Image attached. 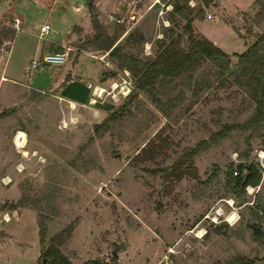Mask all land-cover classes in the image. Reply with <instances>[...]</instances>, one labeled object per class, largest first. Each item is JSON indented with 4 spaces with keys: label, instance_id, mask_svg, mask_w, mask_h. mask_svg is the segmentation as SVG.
I'll list each match as a JSON object with an SVG mask.
<instances>
[{
    "label": "rangeland",
    "instance_id": "1",
    "mask_svg": "<svg viewBox=\"0 0 264 264\" xmlns=\"http://www.w3.org/2000/svg\"><path fill=\"white\" fill-rule=\"evenodd\" d=\"M60 1L0 0V239L16 241L0 264H264V70L241 57L264 34V0H85L48 49L106 88L74 105L2 78L7 60V76L44 86L45 66L26 67ZM18 17L34 31L11 47ZM211 36L226 67L194 53L207 40L220 48ZM112 49L145 66H120ZM184 56L172 73L151 65ZM249 162L258 184L236 186Z\"/></svg>",
    "mask_w": 264,
    "mask_h": 264
},
{
    "label": "crops",
    "instance_id": "2",
    "mask_svg": "<svg viewBox=\"0 0 264 264\" xmlns=\"http://www.w3.org/2000/svg\"><path fill=\"white\" fill-rule=\"evenodd\" d=\"M84 1L85 0H61L60 2L62 4V6H60V9H61L60 14H57L54 16L53 15L54 10L49 11L48 17H50V18H52V20L56 21V26H52L51 23H49L50 24L49 31L54 29L55 33L52 35L46 36L47 37L46 42L41 41L45 37L44 35L46 33L44 35H41V33H42L41 26L44 23H41L38 25L39 29H38V32L36 33L37 38L34 42H32V44H34V45L30 46V50H31V52H33V58L32 59L39 57L40 55H42L46 51H50L48 49L50 48V46L52 44L61 43L63 40L67 39L68 34L70 33V31L72 30L74 25L81 18L80 12L82 10H81L79 5L82 4L84 7V3H85ZM227 1L228 0H223L224 5L227 3ZM253 1L254 0H252V2ZM88 3H89V1L87 2V4ZM17 20H18V22L16 25L18 27H17V30L15 32L13 39L11 40V47H12L14 41L17 42L19 36L23 35L22 34L23 31L30 32V33L34 31L33 27L35 24H31L25 18L18 17ZM207 20H205V21H207ZM204 25H206V24H204ZM36 26H35V28H37ZM49 31L47 33H49ZM206 31H207V29H206ZM207 35H208V33H207ZM211 39L216 43L217 46H219L221 49H223L220 46L219 41H216L214 39V37H212V36H211ZM20 42H23V43L25 42V35H24V38L20 39ZM11 47H10V50H11ZM224 51H226V50H224ZM9 53H10V51H9ZM8 56H9V54H8ZM6 63H7V60L5 62V68H4L3 77H2L3 79H9V80L13 81L14 83H18V84H21V85L27 86V87H32L34 89L52 90L55 94H58L59 97L66 98L68 101L71 100L72 102H76V103L86 101L91 94L92 86L97 85L94 81V77L91 75L92 69L91 70L88 69L89 71L87 70V71H83L80 73L79 67H81L83 64L81 65V64L77 63L75 65H70L68 63L67 59L61 64L44 65L45 68H42L41 70L47 69V73H48V75L43 80V81H45L44 86L33 85V83H32L33 79H31L30 74H28L29 79L27 82H24L22 80H18L16 78V76L11 75V74H10V76H7V73L9 72V70H12V68H9L8 65L6 66ZM41 66L42 65L33 66L32 61H31L30 67L28 64L26 69L31 70L32 68L34 69V68L41 67ZM83 67H85V66H83ZM30 70H29V73L31 72ZM10 72H12V74H13V71H10ZM37 78L35 76L33 82L34 81L40 82L37 80ZM87 94H89V95H87ZM14 242H16L14 239H10L7 241L4 238H2V240L0 239V248L3 245H7L10 243H14Z\"/></svg>",
    "mask_w": 264,
    "mask_h": 264
},
{
    "label": "trees",
    "instance_id": "3",
    "mask_svg": "<svg viewBox=\"0 0 264 264\" xmlns=\"http://www.w3.org/2000/svg\"><path fill=\"white\" fill-rule=\"evenodd\" d=\"M207 43L208 44H205V45L199 44L197 46L198 49L196 51H194L195 55L206 56L207 58L218 62L221 66L226 67L229 63L228 54L226 52H224L222 49L216 47L209 40H207ZM112 44H113V41L110 40V41L104 43L103 46L105 48L109 49V48H111ZM111 53L119 59V65L120 66L127 65L129 68L133 69L135 73L138 72V67L140 69L141 67L145 66V62H142L140 59H138L134 55L118 54L113 49L111 50ZM241 57L248 59V60H251V64L256 69L264 70V34L259 36L247 48V50L241 54ZM190 58H191V56H188V57L184 56V57H181L179 60L173 61L174 65H172V68L168 67L169 64H167L166 66L160 65V67H159L158 66L159 64L157 62H153L151 65L153 67L157 66L159 68V69L156 68L157 69L156 72H158L160 70V71L172 73L174 70L176 71L179 67L184 65L186 61L190 60ZM172 59L174 60V57ZM194 61H190L188 64H193ZM254 78H256L257 81H259L261 79L259 74H256L254 76ZM244 168H246V170H247L245 175H243ZM230 174L232 176V172H230ZM232 177L234 178L236 186L240 185L241 187L244 188L247 185H256V184H258V182L260 180V169L253 162H249L247 164L240 163L238 173ZM40 235H41V243H44V228L42 225L40 228ZM48 252L49 251L46 250L43 252V254L44 255L50 254ZM49 264H69V263L66 262L65 258L61 259V255H60V258H56V257L53 258L52 262Z\"/></svg>",
    "mask_w": 264,
    "mask_h": 264
},
{
    "label": "built area",
    "instance_id": "4",
    "mask_svg": "<svg viewBox=\"0 0 264 264\" xmlns=\"http://www.w3.org/2000/svg\"><path fill=\"white\" fill-rule=\"evenodd\" d=\"M50 29V24L49 23H44L41 26V35H44L45 33H47ZM67 59V52L65 51H46L45 53H43L42 55H40L37 58L32 59V65L33 66H39V65H50V64H61L63 63L65 60ZM115 84H111V87H115ZM98 85H94L93 89H92V94L94 95H102V93L106 90V88L104 86H102L101 88L104 90H101L98 92V94H96V90H97ZM128 89V91L130 90L128 84H123L121 85V91L122 94L126 93L125 89ZM238 170H234V174H237ZM8 181V180H7ZM251 186V185H247L246 187Z\"/></svg>",
    "mask_w": 264,
    "mask_h": 264
},
{
    "label": "bare ground",
    "instance_id": "5",
    "mask_svg": "<svg viewBox=\"0 0 264 264\" xmlns=\"http://www.w3.org/2000/svg\"><path fill=\"white\" fill-rule=\"evenodd\" d=\"M116 85V84H115ZM102 86H99L98 85V87H97V90H96V94H98V92L99 91H101V90H104V89H102L101 88ZM99 96H101V95H99ZM90 101H93V102H95L96 101V99L93 97H91L90 98ZM72 104L74 105V102H72ZM26 133H25V131L24 130H21V129H19L16 133H15V136H14V138H13V141H14V143H15V145L16 146H18L19 148L20 147H23L22 148V150H23V154H26L27 153V150L24 148V146L26 145ZM235 217H236V213H234V212H231L229 215H228V217H227V220L229 221V222H234V220H235Z\"/></svg>",
    "mask_w": 264,
    "mask_h": 264
},
{
    "label": "water",
    "instance_id": "6",
    "mask_svg": "<svg viewBox=\"0 0 264 264\" xmlns=\"http://www.w3.org/2000/svg\"><path fill=\"white\" fill-rule=\"evenodd\" d=\"M246 172H247V170H246V168H244V170H243V175H245ZM45 261H46V258L44 257V258H43V263H45Z\"/></svg>",
    "mask_w": 264,
    "mask_h": 264
}]
</instances>
